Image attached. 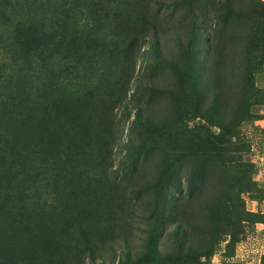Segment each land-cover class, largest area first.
I'll return each instance as SVG.
<instances>
[{
  "label": "rangeland",
  "instance_id": "374dc122",
  "mask_svg": "<svg viewBox=\"0 0 264 264\" xmlns=\"http://www.w3.org/2000/svg\"><path fill=\"white\" fill-rule=\"evenodd\" d=\"M0 14V101L31 97L0 148V264H264V67L246 80L264 0Z\"/></svg>",
  "mask_w": 264,
  "mask_h": 264
},
{
  "label": "trees",
  "instance_id": "16d2710c",
  "mask_svg": "<svg viewBox=\"0 0 264 264\" xmlns=\"http://www.w3.org/2000/svg\"><path fill=\"white\" fill-rule=\"evenodd\" d=\"M2 17V14H0ZM37 17H31L30 20L26 23H18L17 26L14 28L12 32V42L15 46L23 45V41L28 37L27 35H34L38 33L40 34V30L38 27H42L43 21L40 19L36 24L34 23L37 21ZM34 23V24H33ZM56 27V24L52 26V24L47 28V30H53ZM39 31V32H37ZM46 31V28L44 29ZM37 35V36H38ZM42 39V38H41ZM247 83L249 85H253L254 76L260 72L264 67V24L262 32L254 31L250 34L249 37V45L247 49ZM251 85V89H253ZM20 88H19V87ZM15 87V89L11 90V96H7L4 99L1 98L0 101V131L6 136L3 139L2 135H0V148L7 149L8 147L12 148L11 138H8L6 135L9 132V126L13 123L16 117L19 120L24 121L25 116L28 114V107H29V99L26 93H23L26 90V86H22V83ZM9 90V88H7ZM28 93V90H27ZM258 96L252 95L251 97V104H255ZM257 99V100H256ZM34 103V102H33ZM32 104V103H31ZM137 120L144 125V122L141 120L139 116H137ZM23 125V122H22Z\"/></svg>",
  "mask_w": 264,
  "mask_h": 264
}]
</instances>
